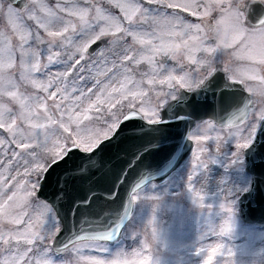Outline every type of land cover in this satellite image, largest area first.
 I'll list each match as a JSON object with an SVG mask.
<instances>
[{
	"label": "rangeland",
	"instance_id": "obj_1",
	"mask_svg": "<svg viewBox=\"0 0 264 264\" xmlns=\"http://www.w3.org/2000/svg\"><path fill=\"white\" fill-rule=\"evenodd\" d=\"M28 1V7L19 10L0 0L4 9L0 11V52L5 54L6 63L10 58V66L0 79V107L8 109L4 122L0 123V140L4 141L0 151V264L8 257L24 253L27 254L19 264H40L42 259H48L51 264H92L96 260L105 264L111 261L116 264H217V253L213 254L214 248L210 247L218 240L215 226L221 217L230 214L234 198L235 227L232 239L225 243L237 249L239 264H250L253 254L264 257V228L244 224L239 215V196L245 189L249 190L251 183L244 176L242 151L245 147L240 145L253 140L259 116L264 113L261 103L251 125L231 130V141L223 143L227 148L231 144L235 147V153L224 159L228 161L215 158L217 161L210 165L211 162L197 156L165 184H151L136 193L132 217L120 241L114 244L86 241L62 255L56 254L52 240L60 229V222L51 206L36 195L44 171L53 158H60L56 152L77 146L81 137L99 142L105 139V133L109 137L130 109L139 110L147 120L156 111L160 119L161 110L177 98L179 90L188 89L180 86L179 78L185 77L189 83L205 80L209 62L214 69L220 65L231 70L233 77L247 80L251 84L246 85L248 91L264 99V85L256 83L264 80V64L241 58L249 33L262 27L251 29L245 21L244 34L232 47L224 48L221 45L224 25L219 21L225 19L222 8L226 5L217 6L214 0H134L139 10L131 14L130 20L117 7L127 0ZM169 4L192 6L169 7ZM237 5L238 0H231L233 9ZM9 6L11 14L7 11ZM74 7L87 11L90 27L78 16L69 15ZM243 9L246 11L239 10ZM105 17L118 22L123 31L110 28ZM69 22L75 25V32L69 30L55 38L48 35L49 31H62ZM101 29L108 30L97 40L103 41V46L95 54H89L93 44L90 35L98 34ZM23 36H27V42ZM64 37H70L72 42L68 43ZM228 39L231 42L230 36ZM85 42H88L87 50L77 51ZM185 42L189 45L187 48ZM165 44L180 45V48L168 55L153 51L154 47ZM207 47L216 51H203ZM33 51L38 57L30 54ZM54 52L60 53L57 58L60 62L50 63L48 56ZM37 59L39 71L32 67ZM169 76L176 79L169 80ZM89 104L93 105L90 109ZM70 112L80 117L78 122L75 118L69 120ZM85 115L87 119L83 118ZM13 124V131H8ZM204 126L212 128L210 123ZM26 144L30 146L25 147ZM200 189L207 192L206 197L200 195ZM13 193L17 194L14 200L7 201ZM6 202L7 214L3 211ZM17 217L21 223L13 222ZM29 225L31 232L43 239L31 236V244L25 239H13ZM57 228L58 231L50 233ZM199 233L206 235L196 243ZM201 246L203 254L194 255L201 251Z\"/></svg>",
	"mask_w": 264,
	"mask_h": 264
},
{
	"label": "water",
	"instance_id": "obj_2",
	"mask_svg": "<svg viewBox=\"0 0 264 264\" xmlns=\"http://www.w3.org/2000/svg\"><path fill=\"white\" fill-rule=\"evenodd\" d=\"M7 1L19 10L29 5L28 0ZM249 10L250 24L262 25L264 4L258 1ZM102 46L103 41L93 43L89 54ZM253 107L254 96L242 83L215 71L200 87L182 88L161 110L160 123L151 124L139 110L131 109L93 152L68 148L63 159L44 171L36 193L60 222L53 251L63 254L96 235L108 234L99 242H118L134 212L133 189L142 181L146 183L137 192L153 183L162 185L189 163L195 150L190 133L197 124L211 120L220 127L241 125L249 120ZM245 157L252 181L239 197V214L246 225L264 228V120Z\"/></svg>",
	"mask_w": 264,
	"mask_h": 264
},
{
	"label": "snow or ice",
	"instance_id": "obj_3",
	"mask_svg": "<svg viewBox=\"0 0 264 264\" xmlns=\"http://www.w3.org/2000/svg\"><path fill=\"white\" fill-rule=\"evenodd\" d=\"M149 2H151V0H149ZM214 2L217 6L222 5V4L226 5V7L222 8V9H225V8L228 9L227 11H223L225 14V19H222L221 21H219L220 24L224 25V37L221 38V45L224 48L232 47L233 44L235 42H237L239 37L244 34L245 30L239 26V21L237 18L238 13L236 15H233V13H232L233 8L228 5L227 0H214ZM168 6L169 7L188 8V7H191L192 5L191 4H183V5L169 4ZM117 7H120L125 12L126 17L129 20L131 19V14L134 13L135 11L139 10L137 8L136 4L134 3V0H127V3H124V4H117ZM3 10H4L3 7L0 6V11H3ZM7 11L9 12V14L12 13L11 6H9ZM49 14H51V13H49ZM207 14H208V12L206 10L205 15H207ZM69 15L78 16L80 21L86 27H90V25H88V21L86 19V17H87V11L86 10L76 9L74 7L71 10H69ZM104 19L107 20L110 28L111 27L115 28L116 32L123 31V29L120 27L119 23L114 21L112 18L105 17ZM69 30H71L73 32L76 31L75 25L71 24V22H69L68 26L64 27L62 31H55V32L49 31L48 35L51 37H54V38L58 37V36H64V34L69 32ZM197 30L198 31L200 30L198 28V26H197ZM107 31H108L107 29H101V31L98 34L90 35V42L95 43L97 40L100 39L101 36L105 35L107 33ZM113 34H115V33H113ZM85 35H89V34L85 33ZM229 36L231 37V42H229V39H228ZM64 38L68 43L72 42L70 37H64ZM22 39L25 42H27V36H23ZM37 39H39V38H37ZM41 42H43V41H41ZM141 43H145V41H141ZM221 45H218L217 47H220ZM184 46L187 48L189 45L187 42H185ZM87 47H88V42H85L84 44L77 47V51H80V52L86 51ZM179 48H180V45L165 44V45H161L158 48L154 47L153 51L154 52H163L165 55H168L169 53L173 52V50H178ZM203 51L208 52V53H212V52L216 51V48L207 47V48H204ZM26 54H29V53H26ZM30 54L34 57H38V55H39L35 51L31 52ZM59 56H60V53L54 52L48 56V61L50 63L53 62L54 60H56V62H60L57 59ZM172 58L175 59V56L173 55ZM241 58L253 61L254 63L264 64V27H262L261 29H259L257 31H254L252 33H249V37L247 39V43L244 45L243 54L241 55ZM126 59H132V57H126ZM148 59L150 60L151 58L149 57ZM189 59L191 60L192 63H196V61L193 57L189 56ZM137 62H139V61H137ZM9 66H10V58L8 59V62L6 63L5 62V54L3 52H0V79H2L5 69ZM32 67L34 70L39 71L40 65H39L38 59L32 65ZM214 71H215V69L212 67L211 62H209L208 63V77H210L212 72H214ZM64 75H66V73ZM253 78H255V77H253ZM174 79H176V77L169 76V80H174ZM179 82H180L181 87H187L191 91L193 89V84H195L196 87H200L205 81L204 80H198V81H195L193 83H189L185 77H180ZM49 83H51V81H49ZM262 83H264V80H262ZM36 86L39 87L40 85L37 84ZM44 90L46 91L47 88L45 87ZM114 91H115V89H114ZM9 95L15 97L16 94L15 93H9ZM52 95L54 96L55 94H52ZM173 98H175V96H173ZM76 99L80 100V97H77ZM97 103H100L99 97H97ZM57 107H59V105H57ZM92 107H93V105L89 104V109ZM7 111H8V109L0 107V123L4 122L5 113ZM86 111H87V109L85 110V112ZM68 118H69V120H73L75 118L76 122H78L80 119L79 116H74L73 112H70L68 114ZM83 118L87 119L88 117L85 115ZM126 119L130 120L131 117H126ZM260 119L264 120V113L261 114ZM148 122L151 124L160 123L159 113L156 111H153L151 117L148 119ZM14 126L15 125L13 124L11 127H8L7 130L12 132ZM61 126H63V125H61ZM33 127H37V125H33ZM112 127L114 128L115 125H113ZM67 130L68 129L65 127V131H67ZM104 135H105V138H107V133H105ZM3 144H4V141L0 140V151L3 150V148H2ZM98 144H99L98 139L93 140L91 137H81L80 143L77 146L81 147L84 152L91 153L98 146ZM24 146L29 147L30 145L26 144ZM240 147L246 148V147H248V144L245 143L243 145H240ZM66 154H67V150H62V151L56 152V156H59L61 159H63L64 155H66ZM53 162H55V158H53ZM37 167H43V166L37 165ZM144 183H146V181H142L140 184H138L133 189L132 194H131V200L136 199V192ZM21 187H22V185H21ZM33 187H35V185H33ZM16 195H17L16 193H13L12 196H8L7 201H13L14 197H16ZM201 199H202V197H201ZM130 209H131V204H129L128 211H130ZM230 210L231 209H229V211ZM3 211L5 214H7L9 211V206L7 205V202L4 206ZM125 215H127V212L125 213ZM13 222L14 223H21V220L17 217L13 220ZM116 226L119 227V224H117ZM55 231H58V228L55 229L54 231L50 232V233H54ZM107 235L108 234L96 235V236L87 237V239H90L93 241H102L104 239H107ZM31 236L39 237V234L38 233H32L31 232V225H29L25 231L17 233L16 236L13 237V239H16L17 241H19L20 239H25L28 244H31L33 242V240L30 238ZM39 238L43 239V237H39ZM0 239H2V237H0ZM4 243L5 244L8 243V240L4 239ZM28 251H31V249H29ZM212 253L216 254L217 249L214 248L212 250ZM26 254L27 253H24L22 255H16V256L8 257L4 260L3 264H9L10 261H11V264H19V261L23 258V255H26ZM40 264H51V261H49L48 259H42ZM92 264H105V262L100 261V260H96V261H93ZM110 264H116V261H111Z\"/></svg>",
	"mask_w": 264,
	"mask_h": 264
},
{
	"label": "flooded vegetation",
	"instance_id": "obj_4",
	"mask_svg": "<svg viewBox=\"0 0 264 264\" xmlns=\"http://www.w3.org/2000/svg\"><path fill=\"white\" fill-rule=\"evenodd\" d=\"M250 6H251V4L248 6V11H247L246 20H245L247 25L249 27H251V29H259L260 27H264V23L262 24L263 26L250 24V22L248 21V17H247L248 14L250 13V10H249ZM243 11H244V9H243ZM230 61H232V64H233L232 58L230 59ZM215 71H221L222 73L227 74L228 79L232 82L242 83L245 86L247 91H248V89H247L246 85H251L247 80L236 78L235 76L233 77L231 70H228L227 68H224L220 65L216 66ZM214 72H212V74ZM208 78L209 77L207 76V78L204 81H206ZM256 83L259 85H264V83H262V80H260ZM254 85H256V84H254ZM248 92L251 93L250 91H248ZM251 94L254 96V107H253V110L250 114L249 120L244 122L243 124L237 125V126H231V127H220L215 122H213L211 120L204 121L202 123L197 124V126L194 128V130L190 134V137L193 139L194 144H195V150H194V154H193L191 160L197 156L198 157L201 156V160H203L204 162H207V163L211 162L210 165H212V162H216L217 160L228 161V160H224V159L229 158L230 154L235 153V147L232 146V144L228 148H227V146H225L223 144L227 141H231L229 139L230 131L235 129V128L241 127L245 124L251 125L253 117L255 115V112L258 109L259 103H261L264 106V99L261 95H257L254 92H252ZM262 121H263L262 119L259 120L258 128L261 125ZM207 123H210L212 125V128H205L204 125H206ZM258 128L254 134V138L257 134ZM194 134H195V136H194ZM254 138H253V140H254ZM242 157H243L244 166H245L244 167V169H245L244 176L247 178L249 177L250 181H251L252 175L246 169L245 148L242 151ZM215 158H219V159L216 160ZM191 160H190V162H191Z\"/></svg>",
	"mask_w": 264,
	"mask_h": 264
},
{
	"label": "clouds",
	"instance_id": "obj_5",
	"mask_svg": "<svg viewBox=\"0 0 264 264\" xmlns=\"http://www.w3.org/2000/svg\"><path fill=\"white\" fill-rule=\"evenodd\" d=\"M258 2V0H238L237 8L232 9L233 15H236L238 13V21L239 26L246 30L245 20H246V14L248 11V6L250 4H254ZM260 3L264 4V0H259ZM227 3L229 6H231V0H227ZM245 8L246 11H240L239 9ZM228 9H222V11H227ZM222 182V180H221ZM200 192V195L203 197L207 196V192H205L203 189L198 190ZM247 191V189H245ZM235 192L238 194L239 189H236ZM235 198L232 200L230 205V214L227 216L221 217L219 223L215 226V234L218 237V240L211 245L210 247L217 249V264H239L238 262V251L234 246H229V244L225 243V240H231L234 232V217H235ZM210 207V206H209ZM206 233H199L197 236L196 243H199V240L205 236ZM204 251L203 246H201V251L199 253H194V255H202ZM253 259L250 261V264H264V257H259L258 254H253ZM202 264H206V262H202Z\"/></svg>",
	"mask_w": 264,
	"mask_h": 264
}]
</instances>
